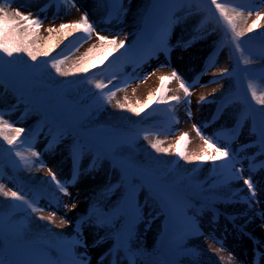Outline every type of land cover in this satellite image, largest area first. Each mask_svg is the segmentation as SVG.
<instances>
[{
  "label": "rangeland",
  "instance_id": "rangeland-1",
  "mask_svg": "<svg viewBox=\"0 0 264 264\" xmlns=\"http://www.w3.org/2000/svg\"><path fill=\"white\" fill-rule=\"evenodd\" d=\"M148 0H124L123 8L127 10L126 15H122L119 20L109 21L108 13L112 8L110 0L106 3L102 0H59V3L48 0H14V6L19 7L22 12H31L34 17L38 16L42 20L41 33L44 35L48 33L49 28L59 29L61 24L76 23L84 15L88 13L90 22L94 25L95 31L88 38L87 43L79 50L78 54L72 56L76 59L81 52H84L90 44L100 43L97 34L106 36L109 39L116 37L117 39L127 38L129 46L136 45L140 42L143 35L147 39V35L141 29L140 17L143 10L147 6ZM261 0H237L232 3V6L247 7L250 4L259 5ZM41 9L43 11H41ZM175 14L173 17L179 19L169 34V42L176 45L178 41L187 42L193 41L191 46L186 50L175 47L171 51L170 58L160 53L154 57L147 64L141 67H135L130 63L128 68L120 74V88L117 91L115 99L118 103H124L129 100L132 103L144 102L149 95L157 94V90L161 86V77L170 76L173 69L179 72L186 82L193 85L190 88L191 104L185 103V95L180 89L179 81L171 80L165 81L167 89L166 94L171 97H179V103L172 101L168 105V115L170 121L168 126L164 129L166 134H161L158 139L164 141V145L171 146V150L185 148L189 154L198 155L206 148L204 141L197 135L193 125L198 126L201 131L208 137H214L221 145L229 144L235 150H241L238 153L240 163L236 165L237 168L243 167V175H249V164L259 163L264 161V153L258 145V137L253 132V114L251 113V105L253 107L259 106L255 100L252 99L249 85L254 87L258 94L264 93V72L257 73L249 71H242L246 68H241L240 74L221 75L223 69H228L232 73V69L236 67V52L229 51V45L225 44L218 49L219 36L221 31L218 30L212 18L204 16L205 12L198 9H183L181 0L175 2ZM264 11V8H261ZM204 16V17H203ZM55 17V18H54ZM201 19V20H200ZM254 19L253 14L250 18H243L244 26L249 25ZM264 21L260 22L262 25ZM56 32V31H53ZM151 36V34H150ZM256 48V47H251ZM243 53H239L240 61L249 59L256 63L255 66L264 67V55L254 52L255 50L244 43ZM214 61V63H213ZM169 65L160 67V65ZM50 75L44 81L38 80L37 85L32 87V90L37 94L41 90L48 88V80L56 75V72L51 67ZM155 71L154 75H147ZM39 76L34 73V76ZM147 75L146 80L142 78ZM129 81L125 86L124 81ZM242 84L244 85L242 87ZM228 92L225 101H219V108H216V101L223 93ZM205 97L204 102H200V97ZM11 95L2 94L0 91V110L5 112V119L14 123V126L23 127L26 130L30 128V121L18 120V110L12 109L13 101L10 100ZM218 103V104H219ZM117 103L114 101L107 107V110L114 111ZM264 108V106H263ZM191 111V118L188 112ZM260 109L256 110L257 118L255 126H259L258 113ZM244 115V119L239 121L240 127L236 132L232 130L236 128L237 116ZM238 132V135H237ZM187 134L188 142L180 141L183 134ZM144 135L139 136V142H146ZM154 137L149 136V140ZM47 136H39L36 138L33 146L41 153V160L46 167L38 168L33 166L31 169L35 170L36 178L45 176L48 181V170L56 172L61 180H67L71 177L73 172V162L71 155L68 153L70 142L67 139H62L55 147L54 151L46 150V145L49 140ZM231 141V142H230ZM120 139L109 138L104 141V146L116 147ZM135 142V141H133ZM126 143H121L118 148H122ZM250 145L247 149H243V145ZM211 153V150H209ZM95 151L86 152L81 161L80 167L82 174L74 187H70L71 196H63L59 194L60 206L56 201L51 199L44 193H40L32 186L23 184L13 175L11 170L4 172L0 170V183H4L6 188L20 191L29 198L35 197L38 200V206L45 209L42 213L47 216L49 211L56 213L55 222L51 223L56 229H59L64 235L70 236L72 239L77 234L75 224L84 215L95 207L98 212V207L105 211L112 210L120 205L119 196L124 192L125 187L121 186L113 192H105L104 189L109 184H115L120 181L123 165L113 163L105 159L102 166L94 172L84 171L90 163ZM255 155L254 160H250ZM37 162V161H36ZM38 163V162H37ZM211 164V162H209ZM208 166V164H207ZM122 174V173H121ZM132 182L136 184L137 196L136 202L142 210L143 218L135 221L130 218V226L133 232L131 239L128 241L129 248L135 253L132 258L133 264H160L153 254L152 247L157 242L160 235H165L167 243L164 250L170 253V257L174 260L172 264H230L227 260L228 256H233L234 259L231 264H253L254 252L264 254V228L260 227L261 220L257 216L250 223L245 225V219L240 218L233 224L232 221L225 218L226 215H236L245 210V205L241 204H217L211 206L219 210V218L215 225H212L211 219L213 210L208 204L201 203L198 199L192 196H181L178 198L174 206L171 208V214L175 213L174 221L178 220L184 224V229L175 233V227L171 223L168 225L165 222V214L163 206L155 199L149 188L141 181L133 177ZM254 180L260 182V187L264 188V170H257L253 176ZM233 189L243 187V181L233 183L230 185ZM246 194V190L242 193ZM260 203L255 206V211H264V192L258 193ZM3 197V196H2ZM4 198V197H3ZM5 199V198H4ZM8 201L9 199H5ZM75 201L76 208L69 211L62 205L67 204L69 207ZM19 203V202H18ZM122 203V202H121ZM180 203L183 209L177 206ZM208 205V206H206ZM21 211V210H20ZM30 213V211H27ZM32 214V213H30ZM37 216L41 213H34ZM251 215V213H249ZM65 218L69 224L60 226L59 221ZM123 215L113 220L111 226L108 227H89L85 226L83 229L82 239L87 244V247L77 246L73 250V254L79 257H86L87 264H111L110 259L114 260L113 255H105L110 249H113L116 240L115 235L119 227L123 224ZM95 217L93 218V223ZM47 222V221H46ZM196 223L200 230L207 236L213 233L217 240L222 241L224 251L217 253L214 249L220 248L219 243H215L212 239H205V236H189L183 240L184 247L188 249L198 250V260L194 261L190 256L186 255L178 244L185 233L189 231L190 225ZM244 226V232L249 235H242L238 226ZM129 228H120L119 234L125 233ZM100 237H104L103 242L97 243ZM255 240L261 242V246L257 249L254 244ZM211 245V247H210ZM40 248V247H38ZM43 256L31 257L30 249H22L21 251L13 252L15 259L27 258H41L48 260H59L67 258V253L64 250L59 252L52 251L47 248H41ZM140 252V255H139ZM101 257L104 259L101 261ZM224 257V259H221ZM130 259L129 257H127ZM117 264H128L122 257V252L119 251L115 255ZM260 264H264V257L261 258Z\"/></svg>",
  "mask_w": 264,
  "mask_h": 264
},
{
  "label": "snow or ice",
  "instance_id": "snow-or-ice-1",
  "mask_svg": "<svg viewBox=\"0 0 264 264\" xmlns=\"http://www.w3.org/2000/svg\"><path fill=\"white\" fill-rule=\"evenodd\" d=\"M55 3H59V0H54ZM173 0H152L151 5L148 9H146L145 14L141 16V24L143 25L142 32L148 28L149 19L153 13L157 12V10L163 6L172 3ZM112 8L108 13L109 21L111 20H119L122 15H126L127 10L123 8L124 0H110ZM198 10L206 12L208 14V18H213L211 8L209 7V0H198ZM210 5L215 6V11L219 14L220 19L224 22L226 29L231 32V45L234 46L235 51L243 53V44L246 43L242 41V38L245 37L248 33L253 32L258 26H260V22L264 21V11H261V8H264V0H261L259 5L250 4L247 7H236L229 6L225 3L218 2V0H210ZM41 11H43L41 9ZM255 15L256 19L252 21L251 25H249L246 29H240L237 24V20L240 18H250L252 15ZM55 18V17H54ZM179 23V19L173 17L172 15H164L159 22L155 23L150 39H144L143 35L140 38V42L136 45L129 46L127 44V38L125 39H117L113 37L109 39L106 36H101L97 34L99 41L101 42V50L105 52L104 55L98 56L96 59L91 58V53L95 50V46L88 50V53L85 54L84 57H81L80 64L81 66L77 67L76 65L72 66V69L66 70L62 67L65 63L67 57H62L59 59H53L51 61L50 67L55 70L56 74L60 77H68L70 75L77 74H87L90 69L97 67L98 65L104 64L105 61L108 60L109 56L113 53H120V57L117 59L124 58L125 62L132 63L135 67H141L144 64L150 62L154 57L158 58L160 53H163L166 57L170 58L171 51L174 50L175 47H180L186 50L191 46L193 41L180 42L178 41L176 45H172L169 42V34L172 28ZM42 25V20L40 17H34L31 12L25 13L20 10L19 7L14 6V0H0V84L5 81V74L7 69V76L9 84L17 89V84L23 81L28 80V77L32 73H37L39 69L34 67H17V62L13 60V57L19 56L21 54L26 55L33 65L36 64L38 57H48L50 52L53 50L51 48L45 49L43 51H38L40 48L39 44H34L32 41L36 34L38 33L40 27ZM66 29H73L77 31H83L87 38L91 37V34L95 31L94 25L90 22L88 13L85 12L84 15L80 18V20L76 23L70 24H61L59 29L49 28L48 32L51 33L53 31H64ZM67 35H71V33H65V38ZM227 42V40H225ZM104 45H107L108 48L105 51ZM55 45H53V48ZM124 49L123 52L120 50ZM6 57L7 59H3ZM85 61H89L85 63ZM252 61L249 59H243V64L248 65ZM214 63V61H213ZM169 65H160V67H165ZM240 69V59H237L236 68L233 69V72L230 73L228 69H223L221 75H232ZM242 71H248L247 69H243ZM155 71L147 74L154 75ZM147 75H145L142 80L147 79ZM117 79L114 75L112 79H109L107 83L103 81L94 82V88L98 91V95L95 96V107L98 110L102 107L103 103H110L111 100L116 96V92L122 90L120 86L113 83V81ZM179 81L180 89L183 90L185 95V103L191 104L190 100V88L193 86L186 82L184 78L179 74L175 69L172 70L170 76L161 77V86L157 90L158 99L156 103L163 104L167 101L168 97L166 95V87L165 81L171 80ZM88 84H93L92 80L86 81ZM129 81L125 80L124 84L127 85ZM30 83L35 84V81H30ZM112 86L111 88L109 86ZM105 89H108L105 92ZM249 90L252 94V99L259 105L264 106V93L258 94L256 89L249 85ZM171 100L179 103V97L173 96ZM205 97H200V102H204ZM153 102V96L149 95L147 103L142 108H128L127 111L134 113L139 116L141 112L144 111L149 105ZM117 108L124 110V105L117 103ZM51 111L54 116L58 115V109L55 106H51ZM253 114V132L258 137V145L261 149V152L264 153V109H262L258 113L259 118V126L258 128L255 126L256 124V110H251ZM189 118H191V111L188 112ZM5 112L0 110V140L7 143L9 147L17 144V142H21L26 144L28 149H30V157L35 158L33 162L29 156H26L23 151L16 149L15 156L18 158V161H12L11 166L15 169H30L33 166L38 168L46 167V165L41 160V153L34 149L31 141L39 136V130L33 133L31 136L26 137L23 141H21V134L25 133L26 129L23 127H16L12 122L5 119ZM244 115L240 117V119H244ZM196 133L200 138L204 141L206 148L202 150V152L198 155L189 156L187 152L181 147L176 155L179 159L184 160L187 163L199 162L201 164L211 162L213 167L212 171L214 173L218 172L220 179L213 181V187L217 185L229 188V186L233 183H238L239 181H243V187L239 189H230L226 195L214 198L212 203L215 205L216 203H222L225 205L228 204H243L245 205V210L236 215H226L225 218L232 221L235 224V221L240 218L245 219V225L250 223L257 216L261 220L260 227L264 228V211L256 212L255 206L259 204L260 197L258 193L264 192V188L260 187V182L254 180L253 176L257 172V170H264V161L259 163H250L249 164V175L244 176L243 172L245 171L243 167L237 168L236 165L240 163V159L238 156L239 151L241 150H233L229 144L221 145L217 142L214 137L206 136L201 129L193 125ZM240 127L239 121L237 122L236 128L233 129V132H236ZM51 132V129L49 130ZM238 135V132H237ZM64 138V131L57 127V131L53 134V138L49 140L46 145V150L54 151L55 147L61 142ZM145 140H149L148 133L144 135ZM180 141L188 142L187 134H183L180 137ZM231 142V141H230ZM150 147L156 153H169V149L162 147V142L160 140H156L155 142L149 140ZM250 145H243V149H247ZM94 146L87 141L81 143L79 140L75 141L73 144L69 145V153L73 162V172L69 179L61 180L58 178L56 172L51 169L48 170V176L50 177V181L46 183H50L55 186L56 192H48V195L51 199L56 201V204L60 206L61 202L57 195L62 194L63 196H71V192L69 191L70 187H74L78 182L80 175L82 174V170L80 167L83 156L86 152H92ZM211 150V153L209 152ZM110 152L102 151L99 148L95 149V154L92 157L90 163L87 168L84 170L86 172H94L97 171L101 166L105 159L109 158ZM255 155L250 158V160H254ZM0 160H2V155H0ZM223 161V163H218ZM139 175L142 180L146 182V186L149 188L152 198L157 200L160 204H162L165 208L171 209L176 199L178 198V193L171 190V186L168 184L164 176H158L151 173L148 170H139ZM124 186L125 193L123 196V202L121 205H118L116 208L112 209L110 213L101 214L96 211L95 207H93L88 214L82 216L77 223L75 224V228L78 230L76 236H74L71 240H67L64 242L63 248L65 252L68 254L67 258L59 259V260H48L41 258H27V259H13L12 258V250L7 248L5 242L0 241V264H87L86 257L77 258L73 254V250L77 247H87V244L82 239L84 233L83 229L85 226L89 227H108L111 226L113 220L117 219L120 216H128L135 221H139L143 218L142 210L140 209L139 204L136 202L137 196V185L132 182V178L128 172L126 167H122L121 179L117 184H109L104 189L105 192H113L117 188ZM246 190V194H242ZM41 191H47L46 189H41ZM0 196H3L5 199H10L11 201L19 202L13 203L11 207L13 209H19L21 211H30V213H41L37 218L41 221H47L48 223H54L56 218V213L54 211H49L48 215L45 216L42 213L45 211L44 208L38 206V200L35 197L29 198L27 195L22 194L20 191L12 190L10 188H6L4 183H0ZM64 208H68L69 211L76 208V203L73 201L71 206L69 207L67 204L62 205ZM251 213V215H249ZM219 210H213V216L211 219V224L215 225L219 218ZM95 217V221L93 223V218ZM25 219H29L28 216ZM9 222H11L9 218ZM65 218H61L59 221L60 226L65 224H69ZM238 226L242 235H249L250 233L244 232V226ZM27 227V225H20L17 227L16 231L7 233L5 237V221L3 213H0V237L4 239H16L17 241L23 238L22 229ZM133 235L131 227L123 233L115 235L116 243L113 249H110L108 253L105 255H113L114 260L113 264H116L115 255L119 251L123 250L126 257L130 258V264H132V258H134L135 253L129 248L128 241L131 239ZM189 236H205V234L200 230L199 225L196 223H192L190 225L189 231L185 233L184 237L181 238L180 244H178V248L181 249L186 255L190 256L194 261L198 260V250L196 249H188L184 247L183 240ZM205 239H212L215 243H219L221 245L220 248L214 249L217 253L224 251V246L222 241L217 240L213 233H209L205 236ZM254 244L257 246V249L261 246V242L255 240L252 237ZM104 237H100L97 243L103 242ZM211 247V245H210ZM31 257H40L43 256V250L38 247H32L30 249ZM264 257V254H260L254 252L253 264H260L261 258ZM104 257H101V261ZM224 259V257H221ZM234 259L233 256H228L227 260L230 262Z\"/></svg>",
  "mask_w": 264,
  "mask_h": 264
},
{
  "label": "trees",
  "instance_id": "trees-1",
  "mask_svg": "<svg viewBox=\"0 0 264 264\" xmlns=\"http://www.w3.org/2000/svg\"><path fill=\"white\" fill-rule=\"evenodd\" d=\"M210 3V2H209ZM242 20L243 18H240L237 20L238 27L240 29H246L249 25L246 27H243L242 25ZM252 23V22H251ZM65 33H71V35H67L65 38ZM82 33V31H77L73 29H66L64 31H56V32H51L47 34L41 33V27L36 34V36L33 39L34 44H39L40 48L38 51H43L45 49H53L50 54L57 53L61 49H63V45L66 42V45L68 42H70L72 39H75L78 37V35ZM264 36V23L262 25L258 26L253 32L248 33L245 37L257 40L259 38H262ZM53 45L55 47L53 48ZM95 46V50L90 54L92 59H96L100 55H104L105 52L100 51L101 50V42L96 43V44H91L89 45V48H87L84 52H81L76 59L74 58H68V60H65V63L62 65L63 68L66 70L72 69L73 65H76L77 67L81 66L80 60L81 57H84L86 53H88V50L93 48ZM105 51L107 50L108 46L104 45L103 46ZM122 52V49L120 50ZM120 56V53H113L111 56H109L108 60L105 61L106 63V69L111 68L113 62L112 60L114 58H117ZM46 57H38V60L36 63H39ZM3 59H7L4 57ZM13 60L17 62V66L20 68H23L25 65L28 66H33L32 62L30 59L24 55L21 54L19 56L13 57ZM89 61H85V63H88ZM36 65V64H35ZM102 65H98L95 68H92L89 70L91 72L92 70L96 69H101ZM88 72V73H89ZM51 71L47 70V72H44L41 76L42 81L47 79V77L50 75ZM85 74H77V75H70L68 77H60L57 74L52 76L48 81L51 89L55 90L58 88L59 84L68 81L69 79H75V78H80V76H83ZM8 81V77L6 78ZM109 79H103V80H94L93 84H84L80 85L78 87H70L69 93L67 94V97L69 100H71L73 103L68 105L66 107V113L70 114L71 112L77 111L81 109L82 103L79 101L81 97L85 95H90L92 94V91L94 89V82L96 81H103L104 83H107ZM11 87L9 86V83H2L0 84V91L2 94H9L11 95L10 100L18 99L17 98V93H13L10 89ZM153 96V102L151 105H149L147 108L144 109L143 112L139 116L135 115L134 113H131L127 111L128 108H142L146 103L148 98L144 102H137L132 103L131 101L127 100L124 103H119L121 105H124V110H121L116 107L114 111L107 110V105L109 106L111 103L114 101L118 103V101L115 99V97L111 100L110 103H103L102 107H100L98 110L94 108L92 110V116L86 120V125L88 127H102L104 125H111L113 127L117 128H131L133 124L144 122L147 123L150 120L146 119L144 115L147 113L149 108L156 106L158 103H156L157 98L155 95ZM170 99V97H168ZM167 99V100H168ZM21 101V100H20ZM19 101V102H20ZM23 101L20 102L22 104ZM29 110L28 116L30 117V124L36 125L39 123L41 119L43 125L46 127L53 126V122L51 120H48L44 114H41L39 111L36 109H32L30 106L27 108H23L22 106L19 107V111L22 110ZM65 137V136H64ZM156 140H160L162 142V147L167 148L170 150L169 146L164 145V141L161 139L154 138L152 141L155 142ZM7 152H9V148L7 143L3 142L0 140V155H2V159L7 157ZM114 154H117L119 159H121V164H125V167L128 169L129 165L134 167V168H139L141 170H148L151 173L158 175V176H164L168 184L176 185L179 187L181 190L186 191L189 190L193 192V194H196L198 197H203L205 195H212L216 196L217 194L220 195H226L231 187L229 188H224V187H215L212 188L210 183H204L203 185H200L199 187L197 186V181H199L202 177L205 175H208L209 172H207V168L204 169V165L196 169L197 166L199 165V162H192V163H187L184 160H180L178 164L172 165L171 160L173 159L174 153L173 151H169V153L164 154V153H156L149 145V140L146 143H140L137 142V144H134V146H127L125 148H119L118 150L113 152ZM12 153H9L10 155ZM187 154L191 157L193 154ZM2 163V161L0 160ZM18 170V169H17ZM22 178L29 183L30 181L35 184L38 187H46L50 192L55 191L56 189L54 188V185H51L48 182V179L45 177L41 176V178H36L35 177V171L34 169H21L18 171ZM202 186V187H201ZM11 202H7L0 196V210H4L10 206ZM100 207H98L99 209ZM101 209V208H100ZM28 216L29 219H25V217ZM37 215H31L29 216L26 213H21V215L11 218V222L7 221L5 223V227L7 229H10V232H15L17 227L20 225H27V227L22 229L23 232V238L19 240V242L22 241H33V240H40V241H50V242H55V240L61 239L63 236V233L55 229L52 224L46 222V221H41L37 218ZM14 239V238H12ZM16 240V239H14ZM152 255V254H150ZM156 257L155 255H153Z\"/></svg>",
  "mask_w": 264,
  "mask_h": 264
}]
</instances>
